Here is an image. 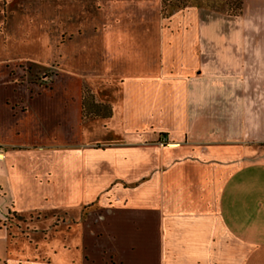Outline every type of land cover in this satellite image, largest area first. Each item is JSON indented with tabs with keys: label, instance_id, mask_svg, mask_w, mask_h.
<instances>
[{
	"label": "crops",
	"instance_id": "obj_1",
	"mask_svg": "<svg viewBox=\"0 0 264 264\" xmlns=\"http://www.w3.org/2000/svg\"><path fill=\"white\" fill-rule=\"evenodd\" d=\"M239 3L0 0V264H264V0ZM8 213L70 259L10 256Z\"/></svg>",
	"mask_w": 264,
	"mask_h": 264
},
{
	"label": "rangeland",
	"instance_id": "obj_2",
	"mask_svg": "<svg viewBox=\"0 0 264 264\" xmlns=\"http://www.w3.org/2000/svg\"><path fill=\"white\" fill-rule=\"evenodd\" d=\"M191 5H202V1H195V0H162V9L161 14L166 15L171 9L179 8L181 3L185 2ZM230 7H233L235 5L234 0H228L227 1ZM218 4V3H217ZM220 7L226 8V5L223 3L219 4ZM48 77V76H47ZM93 98V97H92ZM94 100V99H93ZM101 104V103H100ZM261 115V114H260ZM261 119L263 118L260 116ZM264 119V118H263ZM255 123L253 124H247V126H250L249 129H256ZM252 127V128H251ZM264 123H262V127L259 128V135L260 137L264 133ZM166 141V138H165ZM251 147H254L255 153L251 157V159H261L264 157V144H253ZM31 214H22V215H15L8 213V217L4 219V222L7 223V227L10 228V245H9V253L10 256L14 257H20L22 260L24 259H30L34 255H38V250L40 252H45L49 247L52 248H58L59 255H56L58 260H69L70 258V252L67 253V255H63V247L61 246V235L59 232L53 234L50 236V240L46 237V235L42 234L43 227H46L49 225V221L46 219L40 218L36 221H32ZM55 222V221H53ZM30 228V230H26ZM34 228V230H31V228ZM35 249V250H34ZM49 251V250H48ZM62 254V255H61Z\"/></svg>",
	"mask_w": 264,
	"mask_h": 264
},
{
	"label": "trees",
	"instance_id": "obj_3",
	"mask_svg": "<svg viewBox=\"0 0 264 264\" xmlns=\"http://www.w3.org/2000/svg\"><path fill=\"white\" fill-rule=\"evenodd\" d=\"M195 1H202V0H195ZM203 5L205 7H208L213 10H219L224 11L229 14H235L239 11L240 3L239 0H234L235 5L233 7H230L228 4V0H203ZM218 3V4H217ZM220 3H223L226 5V8L220 7ZM188 3L183 2L178 7H183L187 5ZM163 5V4H162ZM162 7V6H161ZM82 107H83V116L87 115H97L100 117H107L110 114V109L108 105L105 104H99L95 103L92 95L89 93V91L85 88L83 89V95H82Z\"/></svg>",
	"mask_w": 264,
	"mask_h": 264
},
{
	"label": "built area",
	"instance_id": "obj_4",
	"mask_svg": "<svg viewBox=\"0 0 264 264\" xmlns=\"http://www.w3.org/2000/svg\"><path fill=\"white\" fill-rule=\"evenodd\" d=\"M166 143V141H165V138L164 137H162L160 140H159V144L161 145V144H165ZM1 152H0V158H1Z\"/></svg>",
	"mask_w": 264,
	"mask_h": 264
}]
</instances>
